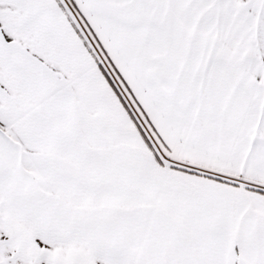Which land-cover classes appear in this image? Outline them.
<instances>
[{
    "label": "snow or ice",
    "instance_id": "obj_1",
    "mask_svg": "<svg viewBox=\"0 0 264 264\" xmlns=\"http://www.w3.org/2000/svg\"><path fill=\"white\" fill-rule=\"evenodd\" d=\"M0 264H264V0H0Z\"/></svg>",
    "mask_w": 264,
    "mask_h": 264
}]
</instances>
